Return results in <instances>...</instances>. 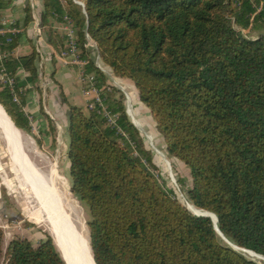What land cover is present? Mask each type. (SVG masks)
Segmentation results:
<instances>
[{
	"label": "trees",
	"instance_id": "1",
	"mask_svg": "<svg viewBox=\"0 0 264 264\" xmlns=\"http://www.w3.org/2000/svg\"><path fill=\"white\" fill-rule=\"evenodd\" d=\"M43 3L42 27L49 45L57 53L66 51L54 21L67 15L80 57L87 61L85 72L94 75L97 88L108 86V75L96 65L89 38L103 65L133 83L169 158L188 167L189 202L201 215L217 217L227 241L263 258L264 0ZM9 4L0 0V11ZM247 29L256 37L245 36L242 30ZM18 45L15 38L6 48ZM39 60L35 50L0 66L28 74L17 75L19 88L32 84L39 89ZM119 93H102L114 124L97 104L88 113L68 105L71 192L89 210L95 263L260 264L230 246L211 218L192 214L161 181L154 156ZM0 105L18 129L33 134L28 114L1 86ZM43 116L49 123L44 133L54 144L56 128ZM33 135L43 146L42 138ZM3 240L0 227V259ZM5 259L6 264H66L50 236L37 245L26 238L12 240Z\"/></svg>",
	"mask_w": 264,
	"mask_h": 264
},
{
	"label": "rangeland",
	"instance_id": "2",
	"mask_svg": "<svg viewBox=\"0 0 264 264\" xmlns=\"http://www.w3.org/2000/svg\"><path fill=\"white\" fill-rule=\"evenodd\" d=\"M242 33L247 37H256L257 35L256 32L249 29L242 30ZM92 43L93 42L90 41L89 45L92 46ZM92 50L95 62H100L101 67H104L99 56L96 54V48L94 47ZM107 77L108 85L111 86L112 89L119 90V94L123 95L127 114L131 121L135 122V126L144 138L147 149L152 152L154 162L159 168L161 181L165 183L167 188L174 190L183 204L187 207L193 206L189 202V190L191 187L190 171L181 161L169 158L164 138L158 132L150 110L139 100L137 90L133 83L130 80L118 78L112 73ZM123 80H126L129 85L124 83ZM44 88V85H40L39 87L41 98L42 96L44 97V94L42 93ZM48 93L47 89V94ZM119 94L116 96L119 97ZM44 107L42 109L44 111L47 110V102H45ZM88 109L86 108L84 111L88 113ZM55 119L56 124L52 121L56 128V139L54 144L51 143L50 138L45 139V142L41 147L37 144L33 134L38 138L40 135L38 133V126L35 118V122L31 125L33 126V134L22 132L24 135L31 138L36 151L35 153L32 152V150L29 151L30 159L43 171L56 167L58 175L60 176V179L57 181V186L63 191L69 203L76 207L77 214L81 218L82 226L80 227L84 230L85 238L89 240L90 244L88 223L91 220V216L89 210L71 192L72 179L70 177V161L68 158L69 139L67 137L66 120L63 116ZM10 154L8 146L2 139L0 133V227L4 232L3 255L1 256L0 264H6L5 253L12 240L16 238H26L34 245H37L41 241L46 240L48 236L53 239L61 255H63L66 262L70 264V262L74 260V255L68 249H65L59 244L51 226L40 213V205L34 198L32 188L24 183V176L21 173V170L14 165ZM180 180H183V183H180ZM191 211L196 215L202 214L200 213L201 210L196 207ZM203 214L206 215V213ZM250 257L257 259L260 264H264L263 258L253 254H251ZM78 263H82L80 259Z\"/></svg>",
	"mask_w": 264,
	"mask_h": 264
},
{
	"label": "crops",
	"instance_id": "3",
	"mask_svg": "<svg viewBox=\"0 0 264 264\" xmlns=\"http://www.w3.org/2000/svg\"><path fill=\"white\" fill-rule=\"evenodd\" d=\"M8 1H10V4L7 8L0 11V17L10 19L14 22L15 26L21 30L19 34L13 36V41L15 38H18L19 44L18 47L14 49V57L28 55L35 50L37 52L40 50L44 54L45 69L39 73V79L36 84L37 87L44 85V83L47 84L42 92L44 97L42 96L41 98L40 89H36V87L32 84H28L22 87L27 90L24 95L25 99L23 106L27 114L34 116L38 126L39 137L42 138L43 143L45 142V139L48 138L51 139L52 143V136L45 135V133L49 132V123L43 116V112L49 116L55 124V118L63 116L66 120V127H68V105L82 107L85 110L86 108L88 109V105L92 97L84 92V86L79 77L80 68L78 66L65 63L63 60H59L55 55L57 52L53 47H51V45H49L48 39L45 33H43L42 27L41 16L44 10L43 0ZM28 10L31 15V20L27 23L26 21L29 15ZM37 18L42 28V36L40 38H37L35 35V24L37 22ZM54 23V29L59 32L57 29V25H59L58 21L56 20ZM59 33L62 35L61 32ZM40 61L41 56L39 63ZM102 69L105 72L107 71L113 74L108 67L102 66ZM17 75L21 78L28 76V74L22 69L18 71ZM123 81L126 84L128 83L126 80ZM47 89L49 92L48 94ZM62 94L66 99L62 97ZM45 102H47V110L44 111L42 108L45 106Z\"/></svg>",
	"mask_w": 264,
	"mask_h": 264
},
{
	"label": "bare ground",
	"instance_id": "4",
	"mask_svg": "<svg viewBox=\"0 0 264 264\" xmlns=\"http://www.w3.org/2000/svg\"><path fill=\"white\" fill-rule=\"evenodd\" d=\"M0 133L8 146L14 165L21 170L24 176V183L32 188L34 198L40 205V213L51 226L59 244L74 255V260L70 264H79V259L82 262L80 264H94L89 240L85 238L84 230L80 227L82 223L77 209L69 203L63 191L57 186L60 176L56 167L43 171L30 159L29 151L36 152L31 138L14 129L1 107ZM187 208L193 210L194 207L188 206ZM206 216H210L218 226L217 217L208 213Z\"/></svg>",
	"mask_w": 264,
	"mask_h": 264
},
{
	"label": "built area",
	"instance_id": "5",
	"mask_svg": "<svg viewBox=\"0 0 264 264\" xmlns=\"http://www.w3.org/2000/svg\"><path fill=\"white\" fill-rule=\"evenodd\" d=\"M77 3L82 5V3ZM36 21L37 22L35 24V35L37 38H40L42 36V28L40 26L38 18L36 19ZM57 29L65 37L66 51L58 54L55 53L56 57L59 60H63L65 63L75 65L80 68L79 77L80 81L84 86V92L85 94L92 97L89 102L88 108L92 109L94 108L95 104L99 105L101 108V114L108 118L110 124H114L115 118L109 114L107 106H105L104 98H102V93L105 91L110 92L112 88L108 85L106 87H103L102 89H98L96 86V78L94 77V75L87 74L85 72V66L87 64V61L83 60L80 57V51L77 46L76 31L73 28L71 19L67 15H64L62 17V21L59 23V25H57ZM20 32L21 30L15 26L14 22H12L10 19L0 17V62L3 63L9 58L14 57V50L10 51L6 47L13 43V36L19 34ZM90 41L92 40L89 38V42ZM88 46L90 48H96L94 42L92 43V46H90L88 43ZM39 52L41 54V61L38 67L40 72H42L45 69V58L42 51L39 50ZM96 65L108 76L111 75V73L107 71L105 72L102 69L100 62H97ZM0 86L4 89H7L11 95L13 103L18 105L20 108H22L23 111H25L22 96L25 95V92L27 90L26 88L18 87L17 75L13 74L12 72H9L3 64L0 66ZM45 86H47L46 83L44 84V87ZM28 118L30 124L32 125L35 122L34 117L28 114Z\"/></svg>",
	"mask_w": 264,
	"mask_h": 264
},
{
	"label": "water",
	"instance_id": "6",
	"mask_svg": "<svg viewBox=\"0 0 264 264\" xmlns=\"http://www.w3.org/2000/svg\"><path fill=\"white\" fill-rule=\"evenodd\" d=\"M0 107L2 108V110L4 111V113H5V115L7 116V118H8V120L10 121V123L13 125V127L16 129V130H18V131H21L20 129H18L16 126H15V124L13 123V121H12V119L9 117V115L7 114V112L5 111V109L0 105ZM133 123H134V125H136L135 124V122L133 121ZM189 210V209H188ZM192 214H194L191 210H189ZM195 216H198V217H201V216H203V217H209V218H211L210 216H206V215H196V214H194ZM212 219V218H211ZM212 221H213V219H212ZM217 222H218V219H217ZM214 223V222H213ZM214 226H215V230L223 237V234L221 233V231H220V229H219V227L218 226H216L215 225V223H214ZM224 238V237H223ZM225 239V238H224ZM226 240V239H225ZM227 241V240H226ZM228 243H229V245L230 246H232L234 249H238V250H242L243 252H245V253H247L248 255H250L251 256V254H249L248 253V251L249 252H252V251H250V250H244V249H240V248H238V247H236L235 245H233V244H231L229 241H227ZM90 250H91V247H90ZM254 253V252H253ZM91 254H92V251H91ZM256 254V253H255ZM62 257H63V259H64V261L66 262V260H65V258H64V256L62 255ZM264 258V257H263ZM92 259H93V262H94V264H96L95 263V261H94V257H93V255H92ZM66 264H68L67 262H66Z\"/></svg>",
	"mask_w": 264,
	"mask_h": 264
}]
</instances>
